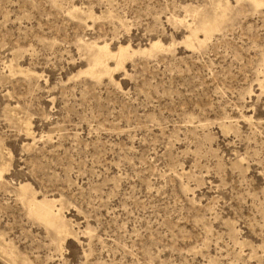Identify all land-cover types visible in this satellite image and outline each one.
I'll use <instances>...</instances> for the list:
<instances>
[{
  "label": "rangeland",
  "instance_id": "rangeland-1",
  "mask_svg": "<svg viewBox=\"0 0 264 264\" xmlns=\"http://www.w3.org/2000/svg\"><path fill=\"white\" fill-rule=\"evenodd\" d=\"M222 1L223 31L191 52L208 0H0V232L24 264H264V0ZM94 41L166 51L93 80ZM22 182L77 238L54 245Z\"/></svg>",
  "mask_w": 264,
  "mask_h": 264
},
{
  "label": "bare ground",
  "instance_id": "bare-ground-1",
  "mask_svg": "<svg viewBox=\"0 0 264 264\" xmlns=\"http://www.w3.org/2000/svg\"><path fill=\"white\" fill-rule=\"evenodd\" d=\"M208 2L207 9L199 6L190 7L191 23L186 25L188 36L185 38L184 45L191 52L199 51L210 43L215 34L223 31L228 21V3L222 0H208ZM235 2L237 4L249 3L254 9H259L263 5L262 0H235ZM81 50L87 65L85 74L93 80H100L104 76L112 80L111 62L114 63L117 70H123L125 62L137 55L152 57L157 53L166 51L160 41L149 42L145 47L137 48H133L130 44H119L115 51L111 48L110 43L103 42L98 45L94 41L83 43ZM262 66L264 67V58L262 59ZM9 68L12 69L11 66ZM19 71L35 76L29 70ZM11 72L13 70L9 73ZM19 125H23L25 131L35 140L28 121H20ZM10 158L11 155H8V159ZM9 161L3 157L0 158V182L2 183H7L5 176L8 175L11 168ZM13 194L24 208L29 219L43 226L51 234L52 242L58 249H62L65 240L77 238L78 234L74 230L73 222L67 220L63 214V203L60 199L40 197L28 182L19 183ZM0 257L7 259L12 264H24L26 262V259L21 256L14 244L6 239L2 232H0Z\"/></svg>",
  "mask_w": 264,
  "mask_h": 264
}]
</instances>
